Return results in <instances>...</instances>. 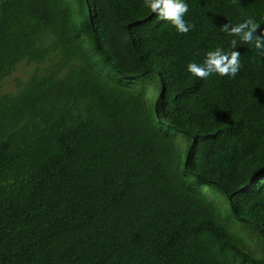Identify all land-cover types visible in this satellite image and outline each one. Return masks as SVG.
<instances>
[{"label": "trees", "instance_id": "1", "mask_svg": "<svg viewBox=\"0 0 264 264\" xmlns=\"http://www.w3.org/2000/svg\"><path fill=\"white\" fill-rule=\"evenodd\" d=\"M184 2L187 34L144 0H0V82L47 64L0 91V264H264V57L220 30L264 33V0ZM216 48L234 78L187 71Z\"/></svg>", "mask_w": 264, "mask_h": 264}, {"label": "clouds", "instance_id": "2", "mask_svg": "<svg viewBox=\"0 0 264 264\" xmlns=\"http://www.w3.org/2000/svg\"><path fill=\"white\" fill-rule=\"evenodd\" d=\"M144 6L156 14L158 20L171 23L180 34H187L194 27L184 19L189 10L184 0H144ZM259 27V23L248 18L236 25L225 24L220 30L230 36L239 37L242 43H253L258 55L264 57V51H262L264 49V33L259 36L255 35ZM230 43L231 47L235 49L237 40L233 39ZM240 68V53L238 51L224 53L221 48L207 52L202 64L193 62L187 65V71L200 79H206L213 73L221 77L234 78Z\"/></svg>", "mask_w": 264, "mask_h": 264}, {"label": "rangeland", "instance_id": "3", "mask_svg": "<svg viewBox=\"0 0 264 264\" xmlns=\"http://www.w3.org/2000/svg\"><path fill=\"white\" fill-rule=\"evenodd\" d=\"M45 66H47V64L40 65V64H35V63L21 62L20 64L16 66V69L12 73V75H10L9 77H6L0 82L1 94L3 95L4 94H10V95L15 94L19 90V87L21 85H23L33 74L41 71ZM148 79H146L143 82L137 83V85L139 86L141 85V83H144L146 87V84L148 83ZM159 90L160 89L158 87L157 93H156L153 87H147L144 89L145 100L147 102V105L150 111L152 112L154 109L155 99H156L157 94L159 93ZM191 141L192 140H189L188 138L181 137V136H171L170 138V143L172 145V149L176 157V168L179 170H182L183 168L185 152L187 148L189 147V145L191 144ZM207 191H210L211 195H213V197L212 196L210 197V201L213 203L215 208L217 204L218 212L222 218L226 210V207L222 201V198H223L222 194L219 191L210 189V188H206L204 190V193ZM217 196H220L221 198ZM216 199H217V203H216ZM240 232H242L246 236V234L248 233V229L245 227H243V229L240 228ZM247 235H248L247 243H248L249 248L252 250V252L256 256L258 257L261 256L262 255L261 248L255 243V241L253 240V237L249 233Z\"/></svg>", "mask_w": 264, "mask_h": 264}]
</instances>
